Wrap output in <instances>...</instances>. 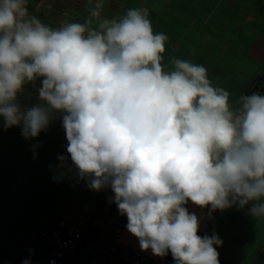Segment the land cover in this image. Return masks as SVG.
Wrapping results in <instances>:
<instances>
[{"label":"clouds","instance_id":"clouds-1","mask_svg":"<svg viewBox=\"0 0 264 264\" xmlns=\"http://www.w3.org/2000/svg\"><path fill=\"white\" fill-rule=\"evenodd\" d=\"M94 3L95 27L92 19L52 27L28 0H0L3 127L30 139L60 118L68 155L59 166L111 190L141 250L170 252L174 264H220L223 240L198 235L200 217L186 205L207 208L208 219L234 206L264 219V94L231 107L204 65L176 59L164 69L168 36L153 31L147 9L109 19L104 0ZM37 80V102L23 104Z\"/></svg>","mask_w":264,"mask_h":264},{"label":"crops","instance_id":"crops-1","mask_svg":"<svg viewBox=\"0 0 264 264\" xmlns=\"http://www.w3.org/2000/svg\"><path fill=\"white\" fill-rule=\"evenodd\" d=\"M30 7V9H29ZM91 0H28L29 12L43 23L58 27L65 22L92 19ZM130 8H145L156 33L168 36L162 66L174 67L176 59L204 65L213 86L229 92V104L240 106V97L253 92L264 94V0H105L102 16L118 18ZM40 81L25 86L23 104L37 102ZM62 120L54 119L46 131L25 139L21 129H4L0 118V264H22L23 256H35L46 249L42 230L57 227L66 218L73 223L92 224L94 236L74 250L73 264H120L118 254H110L115 229L122 216L110 189L95 191L75 171L61 168L58 157L67 156ZM36 145L35 149L33 146ZM58 177V179H53ZM111 212L104 215V206ZM201 220V236L214 231L223 240L217 247L220 264H264V219H254L247 207L216 210L208 219V209L191 201L186 205ZM88 221L84 222V218ZM11 240L15 247H9ZM121 242L136 248L160 264H174L169 252L154 255L141 250L138 238L127 228ZM110 254V263L91 261V252Z\"/></svg>","mask_w":264,"mask_h":264},{"label":"built area","instance_id":"built-area-1","mask_svg":"<svg viewBox=\"0 0 264 264\" xmlns=\"http://www.w3.org/2000/svg\"><path fill=\"white\" fill-rule=\"evenodd\" d=\"M91 1L94 2V0ZM103 211L104 215H109L111 207L105 205ZM87 221L88 217L84 218V222ZM126 223V216L114 220L113 226L115 234L109 253L118 254L120 264H160L159 260L151 258L142 251L121 242L122 232L126 228ZM56 224L57 227L45 229L39 233V238L46 244V249L32 257L23 256L21 258V263L27 259L30 260V264H73L74 250L85 233L87 225L83 223H73L66 218L57 220ZM198 235H201L200 229ZM8 246L15 247V241L11 240ZM110 254L93 251L91 252V261L93 263H110L112 260Z\"/></svg>","mask_w":264,"mask_h":264},{"label":"trees","instance_id":"trees-1","mask_svg":"<svg viewBox=\"0 0 264 264\" xmlns=\"http://www.w3.org/2000/svg\"><path fill=\"white\" fill-rule=\"evenodd\" d=\"M94 230V228H93V226H92V224L90 223V224H88V226L86 227V230H85V233L83 234V236H82V238L80 239V242H82V241H84V244H86V240H87V236H89V238H88V241L90 240V238L92 237V236H94V232L95 231H93ZM85 235H87V236H85ZM79 242V243H80Z\"/></svg>","mask_w":264,"mask_h":264},{"label":"rangeland","instance_id":"rangeland-1","mask_svg":"<svg viewBox=\"0 0 264 264\" xmlns=\"http://www.w3.org/2000/svg\"><path fill=\"white\" fill-rule=\"evenodd\" d=\"M29 9H30V7H29Z\"/></svg>","mask_w":264,"mask_h":264}]
</instances>
